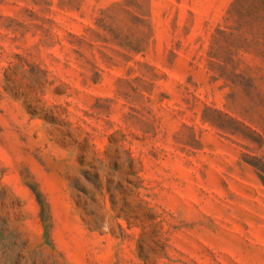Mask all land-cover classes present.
Instances as JSON below:
<instances>
[{"label": "rangeland", "instance_id": "1", "mask_svg": "<svg viewBox=\"0 0 264 264\" xmlns=\"http://www.w3.org/2000/svg\"><path fill=\"white\" fill-rule=\"evenodd\" d=\"M259 173L264 0H0V264H264Z\"/></svg>", "mask_w": 264, "mask_h": 264}, {"label": "trees", "instance_id": "2", "mask_svg": "<svg viewBox=\"0 0 264 264\" xmlns=\"http://www.w3.org/2000/svg\"><path fill=\"white\" fill-rule=\"evenodd\" d=\"M260 170V169H259ZM262 172V171H261ZM259 176H260V178L263 180V182H264V175H262V174H260L259 173Z\"/></svg>", "mask_w": 264, "mask_h": 264}]
</instances>
